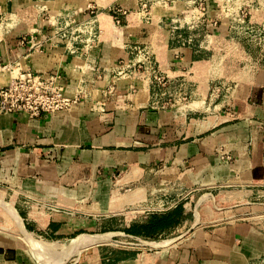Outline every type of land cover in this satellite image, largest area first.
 <instances>
[{
  "label": "crops",
  "instance_id": "1",
  "mask_svg": "<svg viewBox=\"0 0 264 264\" xmlns=\"http://www.w3.org/2000/svg\"><path fill=\"white\" fill-rule=\"evenodd\" d=\"M110 9L130 15L115 25ZM222 12L219 0H0V86L28 70L58 74L64 93L79 95L66 111L0 115V202L17 217L0 205V264H264V67L245 71L222 103L176 111L150 106L148 83L114 76L148 43L167 70L193 71L206 53L198 39L219 37ZM171 181L188 189L171 207L95 232L109 195L124 206ZM22 232L156 243L93 244L38 262Z\"/></svg>",
  "mask_w": 264,
  "mask_h": 264
},
{
  "label": "rangeland",
  "instance_id": "2",
  "mask_svg": "<svg viewBox=\"0 0 264 264\" xmlns=\"http://www.w3.org/2000/svg\"><path fill=\"white\" fill-rule=\"evenodd\" d=\"M219 2L223 10L222 15L225 19V24L220 25L217 32L219 37H216L215 41L213 39L209 41L206 36H204L206 38L201 37L200 39L197 38L198 36H195L199 40L200 49L203 50L205 47L206 53L199 54L198 62H195L194 66L197 68L183 75V80L175 81L176 71L179 69L176 71L167 70L166 67H174L170 66L169 62L166 66L165 63L159 60V57L149 62L146 59L147 56L141 51L140 53L135 52L129 59V65H134L135 69L132 74H127V70L120 75L115 74L121 72L122 68L126 67V62L128 61L122 60L121 63H117L116 67L117 69L119 67V69L114 73V76L125 79L127 74L129 75L128 80L132 82L131 85H136V87L145 83L149 84L153 77L158 79V85L154 84L156 87H148V91L146 92L148 96L146 97L150 106L156 107L161 111H176L183 106L186 107L187 105H191L192 102L197 101L203 102L206 105L209 104L212 107L225 101L229 97L232 86L236 81L241 79L245 71L251 72L258 67H264V0H219ZM189 17H194V15L185 16V19ZM170 29L171 33L175 31L173 28ZM187 40H183L182 42L186 44ZM189 44H191V40ZM153 46L156 48L155 45ZM154 64H160V67H163L164 71L167 70L165 74L162 72V69L160 72L155 69L152 70L151 68ZM166 74H168L167 77L165 76ZM163 76L165 77L162 78ZM165 79H171V81L166 82ZM100 80H103V78ZM104 84L106 85V82ZM107 89V87L104 88V91H107ZM131 89L136 91L133 88ZM141 100H144V98ZM135 186L138 187L139 185H130V187L124 190L128 188L134 189ZM113 187L116 189L115 186ZM186 191H188L187 188L178 187L172 181L164 184L159 182L150 183L145 185L141 198H136L135 201L129 202L124 206L117 205L116 199L118 195L117 192H114L113 196L109 195L107 200L101 201L107 207L103 212L104 214L99 213L98 216H93V218H97L99 223H101L97 225L95 232L98 233L101 228L112 229L113 227L122 226L124 223H138L142 220L140 215L164 211L177 202V199H181L180 197ZM119 193H124L123 189ZM175 193L180 195H173ZM94 203L95 201H89L87 204ZM0 205L6 209L8 208L9 213L13 217H16L13 209L8 205L2 202H0ZM72 209L76 210L75 205H73ZM112 234L110 232L95 235H77L73 239L63 243H51L67 246L71 244L70 246H73L74 243L79 242L83 237L104 236L108 237L109 241L103 244H114L116 247L118 245V247L125 249L148 247V245H142L141 242L156 243L155 241L142 238H138L139 240L137 241L123 236H116L111 239ZM27 235L30 236L29 234ZM33 240L45 242L38 239Z\"/></svg>",
  "mask_w": 264,
  "mask_h": 264
},
{
  "label": "built area",
  "instance_id": "3",
  "mask_svg": "<svg viewBox=\"0 0 264 264\" xmlns=\"http://www.w3.org/2000/svg\"><path fill=\"white\" fill-rule=\"evenodd\" d=\"M142 9L146 13L143 5ZM110 12L115 25L120 24L119 16L130 15V13L121 9H110ZM189 43L190 39L186 41L187 45ZM140 51L147 56L146 59L149 62H152V59H156L158 55L157 49L152 44L135 47L133 49L134 53H140ZM129 62H126V67L122 68L121 72L117 73L118 75L124 73L125 70H127V74H132L135 71L134 65H129ZM151 69L159 72L162 69L164 74L167 71H164L163 67H160V64H154ZM189 71L192 70L179 69L176 71L175 81L183 80V75H186ZM127 74L126 77H129ZM164 74L162 73V75ZM167 75L165 76L167 77ZM165 81L169 82L171 79H165ZM158 82V79L153 77L150 80L149 86L154 88L158 85ZM78 100V94L68 96L64 93V88L61 85V77L58 74L40 75L31 73L28 70H21L11 77L5 85L0 86V115L23 113L29 119H33L43 113L69 110ZM135 240L138 241L139 239Z\"/></svg>",
  "mask_w": 264,
  "mask_h": 264
},
{
  "label": "bare ground",
  "instance_id": "4",
  "mask_svg": "<svg viewBox=\"0 0 264 264\" xmlns=\"http://www.w3.org/2000/svg\"><path fill=\"white\" fill-rule=\"evenodd\" d=\"M6 210L9 213L8 208ZM22 234H23L22 236L24 238V241L27 243V245L33 251L38 262H41L42 257H45V258L49 257V258L55 260L56 258L62 257L66 253H69V252L76 254L79 252V250L81 248H83L85 246H90L93 244H102V243H105L106 241H109V238L106 236H104V237H90V238H83L79 242L75 243L73 246H62L59 244L45 243V242H39V241L33 240L25 232H22ZM141 243H142V245H145V246L149 245L148 242H141Z\"/></svg>",
  "mask_w": 264,
  "mask_h": 264
},
{
  "label": "trees",
  "instance_id": "5",
  "mask_svg": "<svg viewBox=\"0 0 264 264\" xmlns=\"http://www.w3.org/2000/svg\"><path fill=\"white\" fill-rule=\"evenodd\" d=\"M159 227H161L160 225H158V224H151V225H149V230H152V229H157V228H159ZM151 233H153V231H145V235H142V236H144L145 238H148V239H151Z\"/></svg>",
  "mask_w": 264,
  "mask_h": 264
}]
</instances>
